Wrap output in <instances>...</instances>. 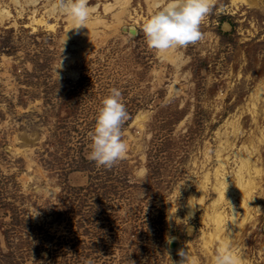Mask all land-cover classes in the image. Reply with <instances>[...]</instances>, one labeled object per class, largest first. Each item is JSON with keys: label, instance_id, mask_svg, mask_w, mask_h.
<instances>
[{"label": "rangeland", "instance_id": "rangeland-1", "mask_svg": "<svg viewBox=\"0 0 264 264\" xmlns=\"http://www.w3.org/2000/svg\"><path fill=\"white\" fill-rule=\"evenodd\" d=\"M107 2L90 5L110 27L71 58L73 41L61 52L65 17L48 16L45 0L36 17L54 30L32 29V5L19 15L0 2L11 13L0 22V264H178L180 249L210 264L218 243L206 250L201 236L220 181L227 246L239 264H264V0H216L204 39L163 58L142 32L153 9L130 0L118 24ZM113 87L129 114V151L108 169L86 156ZM242 156L252 183L244 220ZM166 237L181 248L168 250Z\"/></svg>", "mask_w": 264, "mask_h": 264}, {"label": "clouds", "instance_id": "clouds-1", "mask_svg": "<svg viewBox=\"0 0 264 264\" xmlns=\"http://www.w3.org/2000/svg\"><path fill=\"white\" fill-rule=\"evenodd\" d=\"M215 3L216 0H151L153 11L142 24L147 46L160 53L163 58L166 53L185 49L202 41L204 34L201 25L212 13ZM50 12L67 17L70 24L67 31L79 34L82 29H88V21L94 8L90 5V0H52ZM67 39L66 32L61 52ZM61 66L62 58L57 68ZM128 118L121 90L115 87L109 89L97 110L94 128L89 134L90 145L86 156L89 161L94 162L97 167L110 169L127 156L129 145L124 138L123 129ZM190 206L195 208V205ZM38 214L35 209L33 216ZM232 215L235 216L233 208ZM173 239L174 237H166L168 244ZM178 255L181 257L178 264H190L187 251L180 249ZM213 264H238V256L225 245L216 252Z\"/></svg>", "mask_w": 264, "mask_h": 264}, {"label": "bare ground", "instance_id": "bare-ground-1", "mask_svg": "<svg viewBox=\"0 0 264 264\" xmlns=\"http://www.w3.org/2000/svg\"><path fill=\"white\" fill-rule=\"evenodd\" d=\"M12 1V4L14 6L19 7L18 9V14L20 15L22 13V11L24 10L25 6L28 5H32L33 8L30 10L31 15H30V23L29 25L32 27V29H36L37 25H45V27L47 29L50 30H54L55 24L53 23H48L45 21V18L43 16H39L36 17V11L37 8H35L36 4L39 3V0H23L25 2V4H21L20 0H10ZM146 2V4L149 6V9H153L151 7V0H144ZM234 2L237 0H233ZM242 1V0H240ZM0 2H2V0H0ZM130 0H114V2H107L103 4V13L107 14L110 13L114 20L119 24V21L123 15V13L126 10L127 5L129 4ZM52 4V0H45V5H48L51 7ZM117 4V5H116ZM115 5L118 7V10H114ZM50 7H47V9H45V12L47 13V15H54L55 17L58 16L57 14H53L50 12ZM94 8V12H96V5L92 6ZM11 16L10 10L8 8V5L4 4V3H0V22H2L3 20L8 19ZM66 20V32H67V43L70 41H73L72 43L70 42V48L73 49L74 51H72L71 53L68 52V56L71 58L73 56H75L76 54H78L80 52V50H82L83 47L86 46L88 41L93 40V38H95L96 36H98V30L97 27L100 26H106V27H110V24L107 23L99 14H95L93 16H91V18L88 21V29H82L81 32L79 34L75 33L74 31H67L68 28L70 27V24L68 22L67 17H65ZM130 32L132 33L134 31L133 26H128ZM65 39V34L62 37V40ZM166 56V55H165ZM246 149V147H244ZM223 149V148H222ZM222 149H217V155H218V160L221 163L222 167L224 168V164L225 162L221 159L220 155H221V150ZM246 152L249 154V152L246 149ZM250 155V154H249ZM250 158L249 156L247 157H240L239 158V162L240 164L237 166V170L235 172V176H236V192H239L241 197H242V202L240 203L242 209H243V217L242 220L248 218L249 213L247 210V206H246V199L248 198V192L251 190L252 188V183L250 179L247 180H243V176H244V172L250 173V164H249ZM215 189L217 190L218 195L216 196V198L211 202V208L212 211L207 212L206 216L208 217V220L210 222H212L213 228L211 232H204L202 234V239H203V245L206 248V250H208L209 246H211L212 242L214 240H216L217 244V249L219 250L222 246L227 245L226 243V237H224V235H222L223 233V220H224V215H222L221 211L218 210V205L219 203L222 201L223 199V189H224V182L220 181L219 184H217L215 186ZM245 192V193H244ZM202 203V196H200V198L198 199L197 205H201ZM188 210L190 213H192L193 208H191L190 205H188ZM235 210V209H234ZM235 216H231V220L234 221V224L238 227L241 226V221H237L236 220V215L237 212H235ZM167 245V249L170 251H177L181 248L179 242L176 240V238H174L172 240L171 244H168L166 242ZM211 258V262L210 264H213V257ZM241 259H239L238 257V264L239 261Z\"/></svg>", "mask_w": 264, "mask_h": 264}]
</instances>
